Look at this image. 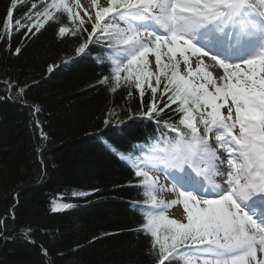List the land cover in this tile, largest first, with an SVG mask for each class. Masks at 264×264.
Instances as JSON below:
<instances>
[{"label": "snow or ice", "instance_id": "obj_1", "mask_svg": "<svg viewBox=\"0 0 264 264\" xmlns=\"http://www.w3.org/2000/svg\"><path fill=\"white\" fill-rule=\"evenodd\" d=\"M21 3L29 8L16 16ZM49 22L59 25L58 37L76 38L65 65L90 54V46H103L110 90L121 83L134 88L146 108L138 115L156 124L158 135L133 144L132 151L112 148L133 170V186L144 198L134 210L144 217L140 229L156 250V264H264V0H89L87 6L81 0H9L0 42L10 48L13 34L28 38ZM58 67L47 66V73ZM210 68L222 71L214 75ZM0 86L7 94L0 98L27 103L29 85L6 78ZM103 123L120 127L124 121ZM210 192L216 198H207ZM177 205L183 219L167 214ZM72 207L53 201L51 211ZM20 232L36 245L30 226ZM0 240H14L3 217Z\"/></svg>", "mask_w": 264, "mask_h": 264}, {"label": "trees", "instance_id": "obj_2", "mask_svg": "<svg viewBox=\"0 0 264 264\" xmlns=\"http://www.w3.org/2000/svg\"><path fill=\"white\" fill-rule=\"evenodd\" d=\"M8 7L9 0H0V18ZM28 8L29 3H21L14 14ZM61 23L68 21L62 17ZM58 26L49 22L28 38L13 34L10 48L0 42V81L29 85L23 97L27 103L0 98V217L14 236L7 243L0 240V264H156V250L140 229L144 217L133 209L144 198L133 186L131 167L112 151L127 153L132 143L148 140L155 123L138 115L146 108L134 88L121 83L110 90L103 46H90V54L65 65L74 56L76 38L58 37ZM16 47L21 48L18 55ZM51 64L59 67L49 74ZM103 77L108 83H99ZM6 95L0 86V97ZM149 99L150 93L145 104ZM106 118L124 123L105 126ZM53 201L73 207L53 213ZM23 226L33 229L36 245L25 242Z\"/></svg>", "mask_w": 264, "mask_h": 264}, {"label": "bare ground", "instance_id": "obj_3", "mask_svg": "<svg viewBox=\"0 0 264 264\" xmlns=\"http://www.w3.org/2000/svg\"><path fill=\"white\" fill-rule=\"evenodd\" d=\"M103 2V0H101ZM81 3L84 5H88L89 0H81ZM195 66V64H193ZM217 182L221 183L223 180L219 177L216 178ZM165 199H173L175 198L174 194L172 193H167V195H163ZM168 216L170 218H175V219H183V211L182 209L177 205L174 206L172 209L168 210Z\"/></svg>", "mask_w": 264, "mask_h": 264}, {"label": "rangeland", "instance_id": "obj_4", "mask_svg": "<svg viewBox=\"0 0 264 264\" xmlns=\"http://www.w3.org/2000/svg\"><path fill=\"white\" fill-rule=\"evenodd\" d=\"M51 207H52V204H51Z\"/></svg>", "mask_w": 264, "mask_h": 264}]
</instances>
